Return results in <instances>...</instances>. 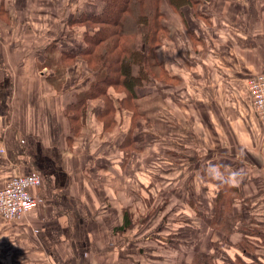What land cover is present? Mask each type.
<instances>
[{
    "label": "crops",
    "instance_id": "crops-1",
    "mask_svg": "<svg viewBox=\"0 0 264 264\" xmlns=\"http://www.w3.org/2000/svg\"><path fill=\"white\" fill-rule=\"evenodd\" d=\"M69 1L0 0V190L19 175L42 181L29 190L36 206L26 217H0V264H264V147L257 140L264 121L245 86L264 73V18L235 41L234 33L214 37L220 21L200 11L223 3L168 11L169 36L157 57L175 80L148 78L131 99L135 115L119 110V125L103 128L99 101L71 114L97 77L67 57L84 47L70 17L97 14L102 3ZM239 1L256 10L253 0ZM192 17L211 21L209 36L192 30L199 23L189 28ZM176 32L191 47L188 60L176 50L189 70L173 59ZM154 88L173 91L157 116L143 103ZM232 173L240 183H230ZM225 181L237 189L239 218L226 237L210 226ZM203 254L209 259L197 260Z\"/></svg>",
    "mask_w": 264,
    "mask_h": 264
},
{
    "label": "trees",
    "instance_id": "trees-1",
    "mask_svg": "<svg viewBox=\"0 0 264 264\" xmlns=\"http://www.w3.org/2000/svg\"><path fill=\"white\" fill-rule=\"evenodd\" d=\"M100 2L102 9L99 13L80 12L70 17L69 29L81 31L84 47L77 54L70 53L67 57L71 60L75 58L83 60L97 77L89 85L86 99L79 101L76 112L71 114L77 118L81 109H84L83 104L86 100L99 101L102 103L99 117L103 128H108L111 124L119 125L116 115L114 116L119 110L123 109L131 113V116L135 115L131 99L136 98L138 88L150 83L151 79L148 78L165 84L166 81L174 79L167 75L157 57V49L169 36L167 25L169 19L166 13L169 14L168 11L179 13L185 6L195 9L202 1L100 0ZM135 66L138 67L137 75L133 73ZM123 144L120 145L121 149ZM123 154V158L128 156ZM237 199L236 187L227 181L219 185L214 196V212L210 226L225 237L239 219L232 211V205ZM127 228L128 225L125 224L120 230ZM210 250L216 251L214 245H210ZM199 258L197 260L203 261L208 260L209 256L203 254Z\"/></svg>",
    "mask_w": 264,
    "mask_h": 264
},
{
    "label": "rangeland",
    "instance_id": "rangeland-1",
    "mask_svg": "<svg viewBox=\"0 0 264 264\" xmlns=\"http://www.w3.org/2000/svg\"><path fill=\"white\" fill-rule=\"evenodd\" d=\"M73 1H75V0H70L69 1L70 3L68 5L72 6ZM213 2H215L218 5V7L221 5V3L225 4V6H220L219 8L211 7L208 10L204 9V10H200V11L201 12L204 11L205 13H207L209 18H215V19L220 21L221 29L214 35V37H217V39H219V35H221V34H223L225 37H229V36L231 37L232 34L234 33L235 34L234 39H235V41H238V38L240 36H242V34L244 32H247V31L251 30L252 28H254V26L256 24L260 23V19L264 18L263 14H259L260 11L264 7V0H253V5L255 4L254 6H255L256 10L253 9L252 4H250V3H246V4L244 3V5L241 6L239 0H213ZM226 6L228 8H226ZM262 11L264 12V10H262ZM262 11H261V13H262ZM188 16H192L191 12L188 14ZM191 19H193V17ZM199 22H201V21H198L196 18H194L193 21L188 23V26L190 28L191 26L198 24ZM210 24H211V21L210 22L207 21L206 24L199 23V29H192V30H198L197 32L199 33V35L204 34L206 36H209L208 33H211L210 29L212 28L210 26ZM207 26H209V27H207ZM183 28L185 29L184 26H183ZM182 35H184V34H182ZM182 35L180 32H176L174 34V38H175V42H176V44H175L176 48H175V46H171V52H172V54L175 53L174 54L175 58H173V59H180L177 55V51H179L182 53V57L186 58L188 60L187 54L189 52H191V47L188 46L184 42ZM185 36H188V34L186 33ZM251 36L252 35L248 34L246 36V39H252ZM222 42H223V44H226L225 41H222ZM206 43H208V40L206 41ZM207 48H208V46H207V44H205L201 50L205 53L204 54L205 56H209L208 51L209 52L211 51L210 48H209V50ZM223 48H224V46H223ZM252 50H253V46H251V54L253 53ZM183 58L180 59V60H182V62L180 61V64L183 66L181 68L182 69L187 68V70H189L190 68H188V66H187L188 63H186V59H183ZM262 70H264V69H262ZM172 92L173 91H168L165 93L164 91L157 89V88L152 89V94L150 95V97L146 98L143 102V103H145L144 108H146V110L148 112L150 111L149 113L153 112V113H155V116H157L156 111L158 110V107H161V105L163 106V100L162 99ZM150 119H152V118H150ZM165 120L170 125H175L176 130L179 134H183L181 132V129L179 128L178 124H176V122L174 121V119L171 116H170V118L165 116ZM152 127H154V129L158 133L159 127L157 126V122L154 119L151 120L150 128H152ZM182 130L185 131L184 129H182ZM185 134L189 135L186 132H185ZM187 137L188 136H185V137H182L180 139L183 140V139H186ZM155 138H157V137H155ZM187 140L188 139H186L185 141H187ZM257 140H261L260 144H262L264 147V132H262L261 137L258 138ZM153 142L158 143V140H154ZM156 150L158 151V148H156ZM216 165L217 164H214L215 167H216ZM229 168H228V172L231 173V170H233V168H231L230 166H229ZM251 172H252V174H254L253 170ZM239 176L243 177V174L240 173ZM236 183H240V182L236 181ZM170 214L171 213H168V215H170ZM27 215H28V213L25 215H22L20 217H26Z\"/></svg>",
    "mask_w": 264,
    "mask_h": 264
},
{
    "label": "built area",
    "instance_id": "built-area-1",
    "mask_svg": "<svg viewBox=\"0 0 264 264\" xmlns=\"http://www.w3.org/2000/svg\"><path fill=\"white\" fill-rule=\"evenodd\" d=\"M245 86L251 99L253 112L261 121H264V73L248 78ZM22 181H30V183L22 186ZM41 182V178L38 175H19L9 180L5 187L0 190V195L3 196L5 201L11 202V208L14 210L10 209L8 212L0 211V217L11 221L30 213L36 206V200L31 196L29 190L34 187H40ZM18 186L22 187L23 192L28 194L27 199L18 200L15 198L18 195ZM6 206L0 205V207Z\"/></svg>",
    "mask_w": 264,
    "mask_h": 264
},
{
    "label": "clouds",
    "instance_id": "clouds-1",
    "mask_svg": "<svg viewBox=\"0 0 264 264\" xmlns=\"http://www.w3.org/2000/svg\"><path fill=\"white\" fill-rule=\"evenodd\" d=\"M210 171L214 174L215 177H219L220 173L217 169H210ZM238 176V173H232V177L230 179V183L235 184L236 183V177ZM28 183H30V181H22L21 185L22 186H26ZM18 195H16V199L18 200H23V199H27V193L23 192L22 187L18 186ZM0 205H7L6 207H0V211H5L8 212L10 209L14 210L11 208V202L10 201H5L3 199V196L0 195Z\"/></svg>",
    "mask_w": 264,
    "mask_h": 264
}]
</instances>
